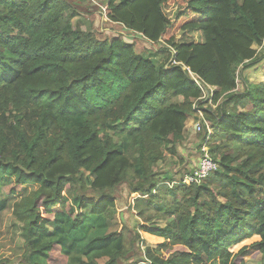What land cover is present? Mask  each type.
<instances>
[{
    "label": "trees",
    "instance_id": "1",
    "mask_svg": "<svg viewBox=\"0 0 264 264\" xmlns=\"http://www.w3.org/2000/svg\"><path fill=\"white\" fill-rule=\"evenodd\" d=\"M78 15L67 0H0V231L9 218L20 247L0 264L264 256V81L244 77L264 56L254 48L264 47V0H107L109 23L164 45L157 65L120 38L75 30ZM193 78L216 88L214 111L197 105L218 169L182 184L153 165L183 141L202 97ZM121 185L138 231L163 240L142 257L138 232L128 248L125 227L108 232Z\"/></svg>",
    "mask_w": 264,
    "mask_h": 264
},
{
    "label": "rangeland",
    "instance_id": "2",
    "mask_svg": "<svg viewBox=\"0 0 264 264\" xmlns=\"http://www.w3.org/2000/svg\"><path fill=\"white\" fill-rule=\"evenodd\" d=\"M74 9L78 12V17H76L72 21V26L75 30L79 31H91L96 37L100 40H110L111 38H120L126 43L133 44L135 53L142 55L146 58H149L153 61L154 64H159L162 61L163 55L160 52L164 47L162 43L150 44L144 41L140 36L131 33L125 30L122 26L109 23L105 18V5L107 0H67ZM166 15L173 19L176 13V7L169 6L165 10ZM191 38L198 41L199 38L197 35H190ZM180 38V36H177ZM261 49V48H260ZM264 49V48H263ZM257 49L259 51V55H264V50ZM264 64V56L263 59L257 66H254L244 72V77L250 83H256L264 79V69L262 67ZM238 89L241 91V85L238 86ZM217 104L214 105V108L206 103L204 108H209L210 111H214ZM195 115V114H192ZM197 122V115H195ZM205 117V116H204ZM207 123L212 126L209 121L205 118ZM116 143H120L117 137L114 138ZM202 142V135H196L191 139H188L187 136H183V141L180 145H176L175 152L176 155H170L168 152V148L162 151V159L158 161L155 165H153V171L155 173H159L161 177L180 179L184 175L190 174L194 171L197 166L199 160V148ZM92 178L87 174L83 173V182L87 187L90 185V181ZM114 195L117 199V206L113 213L112 217V227L109 228L108 232H113L119 230L121 226L124 228V234L126 237L127 248L129 247L130 240L134 238L135 233H139L142 243L138 246L141 250V257L143 256V251L146 247L155 248L157 246V242L149 241L144 236L142 232L138 231V228L141 225V221L136 217L134 213H132L128 204L131 201L132 196L129 194V191L126 185H121L117 187L114 191ZM4 224L1 227V235H0V258L8 257L12 258V260L16 261L18 259L17 255L20 254V247L17 243L18 235L14 234L10 229V225L12 224L11 220L7 217L4 218ZM165 223L154 220L153 225L158 227H163ZM49 230H53L54 226L50 224L48 226ZM92 235L99 234L98 231H92ZM148 241L149 244L146 243ZM19 248L14 255L12 252ZM13 255V256H11ZM17 262V261H16ZM138 264H144L139 262ZM245 264H264V256L258 255L253 259L246 260Z\"/></svg>",
    "mask_w": 264,
    "mask_h": 264
},
{
    "label": "built area",
    "instance_id": "3",
    "mask_svg": "<svg viewBox=\"0 0 264 264\" xmlns=\"http://www.w3.org/2000/svg\"><path fill=\"white\" fill-rule=\"evenodd\" d=\"M193 80L202 91V97L195 101L192 106L193 114L197 115L198 118L197 122L194 125V133L196 135H202V142L199 148L200 157L197 166L192 173L184 175V177L180 181L182 184H199L202 181H205L218 169V165L210 155L208 147L212 129L205 120L202 110L197 105L198 101H202L203 103H207L214 108L212 101L216 88L208 85L204 86L194 78Z\"/></svg>",
    "mask_w": 264,
    "mask_h": 264
},
{
    "label": "crops",
    "instance_id": "4",
    "mask_svg": "<svg viewBox=\"0 0 264 264\" xmlns=\"http://www.w3.org/2000/svg\"><path fill=\"white\" fill-rule=\"evenodd\" d=\"M254 48H256V51H257V49L261 50V49H263L264 47H256V46H255ZM260 48H261V49H260ZM263 50H264V49H263ZM257 53H258V55H259V51H257ZM262 67H263V69H264V64H262ZM262 81H264V79L261 80V81H258V82H256V83H259V82H262ZM195 118H196L195 115H190V116H188L187 119H186L183 136H187L188 139H191V138L194 136V134H195V133H194V125H195V123H196ZM156 221H159V220H156ZM153 222H154V221H153ZM159 222H162V221H159ZM162 223H163V222H162ZM163 226H164V225H163ZM143 234H144V236L147 238V240L157 242V243H156L157 245L160 244V243L163 241L161 238H158V237H155V236H152V235H149V234H145V233H143ZM146 243L149 244L148 241H146Z\"/></svg>",
    "mask_w": 264,
    "mask_h": 264
}]
</instances>
